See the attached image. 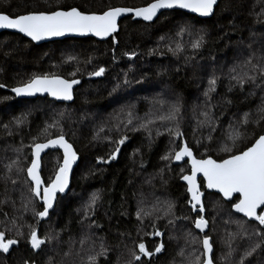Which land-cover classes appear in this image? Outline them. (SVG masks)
Returning a JSON list of instances; mask_svg holds the SVG:
<instances>
[{
  "label": "trees",
  "instance_id": "1",
  "mask_svg": "<svg viewBox=\"0 0 264 264\" xmlns=\"http://www.w3.org/2000/svg\"><path fill=\"white\" fill-rule=\"evenodd\" d=\"M150 2L152 0H0V13L14 16L76 7L85 13L100 14L109 7L137 8ZM184 25L190 31L176 35ZM201 29L205 44L198 51L193 50L191 44ZM114 35L119 40L116 45L111 43V38L105 42L69 38L35 46L18 35L0 34V84L5 85L0 88V201H3L0 203V231L8 237H16L17 229L24 233V239L13 245L9 253H0V264H24L25 261L48 264L49 260L52 264H87L88 256L100 250L99 238H103L109 250L106 257L98 258V264H129L130 261L136 264L132 261V251L138 252L140 242L149 250H154L157 243L164 244V250L151 258L152 264H187L185 257L194 260L193 254L199 255L202 251L200 241L193 242L186 233L202 235L196 232L190 220L181 219L196 215L191 212L186 188L180 183L181 176L189 172L187 163L175 166L161 157L187 143L195 157L221 161L229 155L222 149L232 147L228 139L230 122L238 126L245 112L251 114V119L257 117L264 89L253 88L251 84H245L243 90L234 86L236 82L230 79V69L239 65L250 52H264V0H221L214 15L205 20L176 11L165 12L148 24L125 18ZM178 44L181 51H176ZM133 50L137 53L133 59L123 55ZM69 56L76 60L67 62ZM98 67L106 69L101 78L88 75ZM77 68L75 78L80 79L81 84L75 89L71 104L56 103L48 98L18 100L7 90L27 82L34 74H57L71 79L69 73ZM213 75L217 77L216 90L210 93V98L205 97L208 79ZM125 79L128 84L124 83ZM230 85H233L232 91H229ZM252 91L255 94L249 95ZM167 101L179 104L175 120L166 119L171 108L165 105ZM209 105L213 106L214 131L197 124L203 119L200 113L208 111ZM17 118L23 121L19 125ZM53 122H58V126L42 134L41 130ZM141 124H147L148 130L140 128ZM177 124L183 138L170 136L167 131ZM134 128L137 130H132ZM262 128L264 122L259 126L249 124L248 138L237 141L232 151L250 146ZM61 129L80 156V162L73 173L69 193L58 198L48 221L37 224L39 235L58 233L59 240H54L43 251L33 252L25 241L27 225L36 224V220L30 210L23 209V201L30 199L31 194L24 182L26 172L17 175V168L29 166L31 148L26 145L32 144L34 137L36 142H44L56 137ZM123 135L127 139L120 145L117 158L108 164L97 163L98 158H106L116 146L109 140ZM22 144L25 147L18 153L16 149ZM13 160L18 163L9 173L5 165ZM60 162L59 152L48 153L43 158L41 177L45 183L53 178ZM5 175L16 179L17 183L6 181ZM199 183L203 185L201 180ZM201 190L205 193L203 186ZM93 193H97L99 199L94 212L87 209L89 215L85 216L86 204ZM83 198L85 201L80 205ZM169 202L174 205L171 211ZM204 202L209 219L207 233L217 258L215 264H228L220 259L227 252V234L237 231L232 221L244 219L232 213L228 203L216 194L205 193ZM34 203L37 210L42 209L37 200ZM140 209H143L142 223L136 215ZM169 220L173 223L169 224ZM153 223L163 233L161 237L148 235L153 231ZM21 224L25 226L21 228ZM82 238L85 239L83 245ZM247 243L237 239L234 246L239 245L242 251ZM65 252L70 254L64 255ZM246 264H264V248L257 249Z\"/></svg>",
  "mask_w": 264,
  "mask_h": 264
},
{
  "label": "snow or ice",
  "instance_id": "2",
  "mask_svg": "<svg viewBox=\"0 0 264 264\" xmlns=\"http://www.w3.org/2000/svg\"><path fill=\"white\" fill-rule=\"evenodd\" d=\"M218 0H152L144 7L135 9L126 7H109L101 14L85 13L76 7H71L68 10H52L49 12L38 11L29 12L20 15L10 16L9 14L0 13V29H10L17 33L23 34L31 41H41L46 38L60 37L68 33L78 35H88L99 37L100 39H106L111 37V43L116 45L119 43L118 37L114 34L118 33V18L121 16L132 13L133 18H140L145 22H153L157 17V13L161 9H182L187 12L195 13L202 18H208L214 15V6H217ZM186 31H190L187 25L181 26L176 35H183ZM163 40L164 37H161ZM205 44L204 30L201 29L197 34V39L192 42L191 47L193 50H199ZM249 47H251L249 45ZM181 47L178 44L176 51H181ZM169 51H172L170 48ZM123 55L127 56L129 60L133 59L137 53L133 50L131 52H124ZM115 59V57H113ZM186 59H188L186 57ZM76 57L69 56L67 62L75 61ZM91 63V58L88 61ZM239 68V71L237 70ZM79 69L70 72L69 75L73 78H63L57 74H44L33 75L27 82L13 87L11 91L15 93L17 97L20 96H35L37 93L45 94L58 101H71L73 100L74 85L80 83V80L75 78ZM106 69L104 67H98L96 70L89 72V76L100 77L103 76ZM230 79L235 81L234 86L244 89L245 84H251L253 88L264 89V52H250L246 59H244L239 65H234L230 69ZM127 74H125L126 76ZM125 84H128L127 79L124 80ZM217 86V77L215 75L209 77L208 87L204 91V96L210 98V93L215 92ZM5 85L0 84V88ZM119 87V85H117ZM233 85L229 86V91H232ZM115 91V88L113 89ZM254 91L249 92V95H254ZM7 99V97H5ZM226 103H231L230 100H226ZM212 105H209L208 111H202L200 115L202 120L197 122L198 126H208L214 131V121L211 113ZM179 104H173L170 108V112L166 119L175 120L176 114L179 112ZM63 115V113H61ZM251 114L245 112L243 117L239 121V125L235 126L231 122L229 128L231 131L228 134V139L232 141V147L225 146L222 150L229 153L228 158L222 159L220 162L212 158H200L197 159L194 156V152L190 145L182 143L179 150H170L168 154L161 157L166 161H181L185 157L187 163L191 165L190 174L182 175L181 179L186 182L188 205L191 212L195 213L194 217L184 216L181 219L190 220L192 227L203 234L202 236H196L191 231L186 233L191 237L193 242L197 239L200 241L202 251L199 255H194V260H189L187 257L184 259L187 264H215L217 259L214 256L213 243L210 242L211 237L205 231L209 227V219L206 218V204L204 202L205 193L201 190L202 186L212 192L219 194L224 201L228 202V205L232 212L242 214L244 220L232 221L237 225V231L235 233L229 232L228 238L225 241L227 246V252L223 254L220 259H224L228 264H246L249 257H252L257 249L264 248V128L256 134V138L251 142L250 146H247L243 150L233 152L232 148L236 147V142L242 139H247L249 133L247 132V126L252 124L259 126L264 122V97L262 102L257 107V117L255 119L250 118ZM23 121L17 118L16 123L19 125ZM131 124V120L128 121ZM151 123V121H149ZM58 122L48 124L41 130L42 134H47L48 129L51 127H57ZM140 128L147 129V124H141ZM7 128V125H5ZM243 129V131L241 130ZM102 130V129H101ZM137 130V129H132ZM170 136L183 138V133L177 124L175 128H167ZM10 134V133H9ZM157 135L160 132L157 131ZM195 135V129L193 131ZM209 135L208 139H211ZM127 139L126 135L121 136L117 140H109L110 144L116 145L110 150L106 158H98L97 163L108 164L117 158V154L120 152V145L125 143ZM37 138H33V142L26 147L31 148V162L26 168H17V175L21 172H26L25 184L28 187V192L31 194L30 199L23 201V209L25 212L31 211L36 224H28L29 229L26 243L30 246L33 252L43 251L44 248L52 242L59 240V234L53 235L51 232H46L43 236L38 234L37 224L39 221L49 217V210L53 208L54 201L56 200L57 193H64L69 184V172L73 163L77 160V152L74 147L69 143L63 134L61 129L60 133L56 135V138H48L45 142H36ZM171 142V141H170ZM199 144V142H198ZM25 145H21L17 148L18 153L22 152V148ZM59 148L63 152V162L59 165L58 170L55 172L54 179H50L45 183L41 179L40 174V161L41 153L45 149ZM18 163V160H13L11 163L6 164L5 168L7 172H11L12 167ZM183 171V169H181ZM198 174L203 176V185L198 183ZM4 179L11 180L12 184H16L17 180L12 179L10 176L5 175ZM234 194H238L234 197ZM99 195L93 193L87 204L85 216L89 215L87 209L95 210V205ZM40 201L42 210H37L34 201ZM3 203V201H0ZM32 205L29 208V205ZM174 207L173 203L169 202L168 209ZM143 209L137 211V220L143 222L141 212ZM148 215V213H144ZM22 219V216L20 217ZM214 219V218H213ZM16 220H13L15 224ZM228 221H226L227 223ZM254 222V223H249ZM95 223L94 221L92 222ZM169 224L173 223V220L168 221ZM21 224L20 227H24ZM98 226V225H97ZM123 235V233L121 234ZM148 235L161 237L163 233L159 231L156 225L153 223V231ZM255 238V239H254ZM20 239H24V233L17 229L16 237H8L6 233L0 231V253L7 254L13 245H17ZM100 239L99 251H94L88 256L87 264H98V258L101 256H107L108 248L105 246L103 238ZM171 239V237H169ZM246 240L247 245L242 251H239V245L234 246V241ZM81 245L85 243V239L80 241ZM138 252L132 251V261L136 264H152V259L156 254L161 253L164 250L163 243H157L154 250L146 248L144 242H140L138 245ZM69 252H65L64 255H69ZM183 255V250H181ZM238 255V258H237ZM142 257L149 258L147 261ZM24 264H29L25 261ZM32 264H35L33 261ZM48 264H52L49 260ZM129 264H132L130 261Z\"/></svg>",
  "mask_w": 264,
  "mask_h": 264
},
{
  "label": "water",
  "instance_id": "3",
  "mask_svg": "<svg viewBox=\"0 0 264 264\" xmlns=\"http://www.w3.org/2000/svg\"><path fill=\"white\" fill-rule=\"evenodd\" d=\"M219 1H221V0H218V3H219ZM217 5H218V4H217ZM143 7H144V6H143ZM126 8H127V7H126ZM138 8H139V7H138ZM131 9H135V8H131ZM60 10H63V9H60ZM66 10H68V9H66ZM167 11H181V12L187 13V14H189V15L195 16V17H197V18H199V19H203V20H205V19H209V18L212 17V16H211V17H208V18H202V17L197 16V14H195V13H190V12H187V10H182V9H161V10L157 13V17L154 18L153 22L158 18V16H159L160 14H162V13H164V12H167ZM214 11H215V6H214ZM95 14H96V13H95ZM100 14H101V13H100ZM126 17H130L133 21H140V22H143V23H153V22H145V21H143V20L140 19V18H133V14H132V13H127V14L121 16L120 18H118V26H119L120 22L123 21ZM3 33H9V34H16V35H19V36H21L22 38H24V39L28 40L29 42H31V43H32L33 45H35V46H41V45H45V44H48V43H51V42L62 41V40H64V39H69V38H71V39H86V38H91V39H94V40H96V41H107V40L110 38V37H108V38H106V39H100L99 37L92 36L91 34H88V35H78V34L68 33V34H65L64 36H60V37L46 38V39L41 40V41H31L30 38L25 37V36H23V34L17 33V32H15L14 30H10V29H7V30H6V29H0V34H3ZM94 78H101V76H100V77H94ZM79 80H80V79H79ZM80 84H81V80H80V83H79V84L74 85V90H75ZM12 88H13V87H12ZM12 88H9V89H7V90H8V92H9L14 98H16V99H18V100H35V99H38V98H41V99L48 98L50 101H54V102L61 103V104H71V103L73 102V100H71V101H58V100H54L52 97L48 96L47 93H45V94H39V93H37L35 96H20V97H17V96L15 95V93H13V92L11 91ZM73 94H74V92H73ZM73 99H74V96H73ZM54 138H56V137H54ZM44 142H45V141H44ZM74 150H75V149H74ZM75 151H76V150H75ZM51 152H59V153L61 154L62 159H61L60 164H62V162H63V152H62L61 149H59V148H56V149H52V148L45 149V150L41 153V161H40V169H39L40 174H41V170H42V160H43V158H44L48 153H51ZM77 156H78V158H77V160L73 163L72 168H71V170H70V172H69V184H68V187L65 189V192H64V193H57V195H56V200L54 201V204H53V208L49 210V217L45 218L44 220L39 221V224L44 223V222H46V221L49 220L51 213H52L53 210L55 209V206H56V203H57L58 198L66 196V195L69 193V191L71 190V185H72V175H73V172H74L75 169L77 168V166H78V164H79V161H80V156H79L78 154H77ZM194 156H195V155H194ZM196 158H197V157H196ZM207 158H212V157H207ZM31 159H32V157H31ZM197 159H200V158H197ZM212 159H213V158H212ZM214 160H215V159H214ZM216 161H217V160H216ZM217 162H220V161H217ZM184 163H187V158H186V157H185L183 160H181V161H175V160H172V164L175 165V166H180V165H182V164H184ZM187 165H188V168H189V172H188L187 174H190V171H191V165H190L189 163H187ZM185 175H186V174H185ZM41 179H42V177H41ZM52 179H54V176H53ZM197 179H198V183H199L200 180L203 182V176H202V174H198V178H197ZM42 180H43V179H42ZM180 181L186 185V182H184L182 179H180ZM186 186H187V185H186ZM206 191L212 193V190H208V189H206ZM186 192H187V191H186ZM213 193H214V192H213ZM187 195H188V194H187ZM236 195H238V194H234V197H235ZM203 199H204V198H203ZM37 202H38V204L41 206V202L38 201V200H37ZM226 202H227V201H226ZM41 210H42V209H41ZM192 213H193V212H192ZM233 213H234V212H233ZM193 214H195V213H193ZM234 214H235L236 216H238V217H241V218H243V219H246V218L242 217V214H238V213H234ZM208 229H209V227H208L205 231L208 232ZM196 231L199 233L198 230H196ZM38 234H39V229H38ZM199 234H201V233H199ZM202 235H203V234H202ZM210 242H211V240H210ZM30 264H32V263H30Z\"/></svg>",
  "mask_w": 264,
  "mask_h": 264
},
{
  "label": "bare ground",
  "instance_id": "4",
  "mask_svg": "<svg viewBox=\"0 0 264 264\" xmlns=\"http://www.w3.org/2000/svg\"><path fill=\"white\" fill-rule=\"evenodd\" d=\"M220 2V1H219ZM146 6V5H145ZM143 7V6H142ZM138 8V7H137ZM215 8H216V6H215ZM167 12H170V11H167ZM176 12H181V11H176ZM165 13V12H164ZM181 13H184V12H181ZM163 14V13H162ZM162 14H160V15H162ZM184 14H187V13H184ZM159 15V16H160ZM187 15H189V14H187ZM158 16V17H159ZM189 16H192V15H189ZM192 17H195V16H192ZM126 18H130V17H126ZM195 18H197V17H195ZM158 19V18H157ZM156 19V20H157ZM197 19H199V18H197ZM155 20V21H156ZM201 20H203V19H201ZM133 21V20H132ZM154 21V22H155ZM143 23V22H142ZM144 24H148V23H144ZM14 35H16V34H14ZM19 36V35H18ZM21 37V36H20ZM111 38V37H110ZM94 40V39H93ZM94 41H96V40H94ZM96 42H105V41H96ZM77 89V88H76ZM75 91V90H74ZM73 96H74V94H73ZM73 101H74V99H73ZM54 102V101H53ZM57 103V102H56ZM73 103V102H72ZM61 155V154H60ZM61 159H62V157H61ZM31 162V161H30ZM80 162V161H79ZM30 165V164H29ZM173 165V164H172ZM188 166V165H187ZM189 169V168H188ZM74 173V172H73ZM73 176V175H72ZM180 183L182 184V185H184L185 186V188H187V186L184 184V183H182L181 181H180ZM204 191H205V193H209V194H211V192H207L206 191V188H204ZM213 193V192H212ZM213 194H216V193H213ZM216 195H218L219 196V194H216ZM220 197V196H219ZM222 200H223V198L222 197H220ZM224 201V200H223ZM224 202H226V201H224ZM226 203H228V202H226ZM190 208V207H189ZM233 213V212H232ZM254 223V222H253ZM196 230V229H195ZM197 232V231H196ZM198 233V232H197ZM199 234V233H198ZM200 235H202V234H200Z\"/></svg>",
  "mask_w": 264,
  "mask_h": 264
},
{
  "label": "rangeland",
  "instance_id": "5",
  "mask_svg": "<svg viewBox=\"0 0 264 264\" xmlns=\"http://www.w3.org/2000/svg\"><path fill=\"white\" fill-rule=\"evenodd\" d=\"M174 103H175V101H167V102H165V105L166 106H172ZM84 201H85V198L81 199L79 204L81 205L82 202H84Z\"/></svg>",
  "mask_w": 264,
  "mask_h": 264
}]
</instances>
